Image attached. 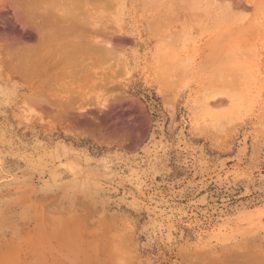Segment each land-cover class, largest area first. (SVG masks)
Returning a JSON list of instances; mask_svg holds the SVG:
<instances>
[{
    "label": "rangeland",
    "instance_id": "rangeland-1",
    "mask_svg": "<svg viewBox=\"0 0 264 264\" xmlns=\"http://www.w3.org/2000/svg\"><path fill=\"white\" fill-rule=\"evenodd\" d=\"M0 6V264H264V0L90 5L75 93Z\"/></svg>",
    "mask_w": 264,
    "mask_h": 264
},
{
    "label": "bare ground",
    "instance_id": "bare-ground-1",
    "mask_svg": "<svg viewBox=\"0 0 264 264\" xmlns=\"http://www.w3.org/2000/svg\"><path fill=\"white\" fill-rule=\"evenodd\" d=\"M102 1L103 0H8V5H10V8H11V12H12V14H13V16L15 17H17V18H15V19H17V21H19V23L22 25V26H26L27 27V25H29L30 23L28 22V19L30 18V17H32L33 18V16H35V17H37V19H41L42 21H40V23L41 22H44V23H42V24H44V26H45V23H48V25L49 26H52L51 28L52 29H50V30H48L49 32H46L47 33V35H48V37H50L51 38V40L52 39H55V41L54 40H52V41H54L52 44H51V46L50 45H47V41L45 42V49H44V47H42L44 50H43V52H41L40 54H41V59H43V58H45V80L46 81H51V80H56V81H58L57 79L59 78V80L61 81V82H63V80L66 78V77H72L70 80L67 78V81H71V80H74V79H76L77 77H79V79L81 78V81H82V77H83V75L85 74V76L84 77H86V75L87 76H89V74L91 75L92 73H91V67L89 66V64H90V62H85L86 60V58L88 57V59L89 60H91V64L90 65H92V66H95V65H98V63H100L103 59H105L106 58V56H107V51L109 50L110 52H111V50L110 49H108V50H106V48L104 47V51H100V49L101 48H97L96 49V47H94V45H95V43H93L94 45H92V42H89L88 40H87V38H86V41H85V37H86V31H85V28H84V21H83V19H81V17H83V16H81V17H79V15H81V13H83V12H85L86 10H87V8H88V10H89V6L91 5V6H97V5H100L101 3H102ZM1 7V6H0ZM5 9H7L5 6L4 7H2L1 8V14H3V15H6V14H8V12L9 11H5ZM60 12L61 11V13L62 14H58V13H56V11L57 10ZM54 10V11H53ZM87 10V11H88ZM103 10V9H102ZM99 11V10H98ZM97 12V11H96ZM26 13H28V14H30L29 16L26 14ZM91 13V12H90ZM97 13H99V12H97ZM86 14H88V12H86ZM85 13H84V15H86ZM90 15V14H89ZM87 16V15H86ZM94 16V15H93ZM34 17V18H35ZM89 18H92V17H89ZM93 19H94V17H93ZM2 20V19H1ZM6 22H7V20H6ZM93 22V21H92ZM90 23V22H89ZM91 24V23H90ZM93 24V23H92ZM91 24V25H92ZM3 25H4V23H3ZM2 25V26H3ZM38 25V24H37ZM47 25V24H46ZM90 25V26H91ZM4 26H6V25H4ZM8 26V25H7ZM15 26V25H14ZM28 27H30V28H32L31 27V25L30 26H28ZM41 27H43V26H41ZM5 28V27H4ZM29 28V29H30ZM50 28V27H49ZM101 28V27H100ZM99 28V29H100ZM27 30H28V28H27ZM87 30H88V28H87ZM93 30H95V29H93ZM97 31V30H96ZM26 32V31H25ZM88 32V31H87ZM98 32H99V30H98ZM20 33V32H19ZM28 33V31L26 32V35L25 34H23L24 36H25V38H31V34H27ZM45 33V34H46ZM41 34H43V33H41ZM47 35H45V37H46V39L45 40H48V41H51L50 39H47ZM15 36V35H14ZM23 36V37H24ZM44 36V35H43ZM71 36V38L68 40L67 38L68 37H70ZM40 37H41V35H40ZM72 37H74L75 39L72 41L71 39H72ZM87 37H90L89 35L87 36ZM15 38H17V37H15ZM32 38H33V35H32ZM43 38V37H42ZM67 40H66V39ZM88 39H91V38H88ZM106 39V38H105ZM113 39V38H112ZM20 40V39H19ZM27 40V39H26ZM75 41V42H74ZM50 44V43H49ZM106 45V44H105ZM48 46H50V47H48ZM108 46V45H107ZM106 46V47H107ZM37 47V46H36ZM26 48V47H25ZM24 48V49H25ZM34 48V47H33ZM32 48V49H33ZM109 48V47H108ZM28 49L30 50V48H26L25 50H23L22 52H21V54L20 55H22V54H25V56H26V52H28ZM39 49H40V47H39ZM35 50H36V48H35ZM31 51V50H30ZM32 52H33V50H32ZM35 52H37V51H35ZM93 52V53H92ZM98 53V52H102V54H96L95 55V53ZM36 54H38V52L37 53H35L34 55H36ZM106 54V55H105ZM25 56H24V58H25ZM38 55H36V57H37ZM85 56V57H84ZM94 56V57H93ZM110 56V55H109ZM33 57L34 56H32V59H31V57L29 58V60H32L33 61ZM28 58V57H27ZM38 58H40V55H39V57ZM85 58V59H84ZM37 59V58H36ZM87 59V60H88ZM106 59H108V58H106ZM28 60V61H29ZM35 60V59H34ZM36 61V60H35ZM30 62V61H29ZM38 62H39V60H38ZM42 62V61H41ZM106 62H107V60H106ZM20 63V62H19ZM34 63V62H33ZM44 63V62H43ZM39 65H40V63H38ZM42 64V63H41ZM34 65V64H33ZM37 66V65H36ZM41 66V65H40ZM40 66L38 67H36V68H40ZM44 66V65H43ZM29 67H32V64H29ZM22 68V67H21ZM20 67H19V69H21ZM44 68V67H43ZM24 69V68H23ZM41 69V68H40ZM109 69V68H108ZM20 71H22V70H19V73H20ZM24 71V70H23ZM22 71V72H23ZM41 71V70H40ZM39 71V72H40ZM25 72V71H24ZM24 72L23 73H21V74H23V77L25 78V76H24ZM79 74V75H78ZM25 75H26V73H25ZM66 75H71V76H66ZM78 75V76H77ZM82 75V76H81ZM66 76V77H65ZM73 76H74V79H73ZM77 76V77H76ZM29 77V76H28ZM64 79H63V78ZM76 77V78H75ZM27 78V77H26ZM88 78V77H87ZM101 78V77H100ZM30 78H28V80H29ZM62 79V80H61ZM78 79V78H77ZM77 79L76 80H74V82L73 83H71V85L68 83V82H66V83H61L60 82V89L61 90H63L64 92H66V93H69V92H67V87L65 88V86H64V84H66V86H67V83L69 84V88L72 86V84H75V82L77 83ZM86 79V78H85ZM85 79H83V82H84V80ZM26 80V79H25ZM66 80V79H65ZM64 80V81H65ZM89 80H91V79H88V81ZM79 81V80H78ZM53 82H55V81H53ZM85 82H86V80H85ZM84 82V83H85ZM56 84H57V86H58V84H59V82H55ZM80 83V82H79ZM82 83V82H81ZM84 83H82L81 85H83ZM87 83V82H86ZM84 84V86L85 85H87L88 86V84L90 83V81L88 82V84ZM49 84V83H48ZM48 84H46L45 83V85H48ZM54 84V83H53ZM52 84V85H53ZM64 86V88L66 89V91L64 90V88L62 87V85ZM78 84V83H77ZM77 84H76V86L75 85H73V86H75V87H77L78 88V86H81L80 84L77 86ZM101 84V83H100ZM92 85V84H91ZM97 85V84H96ZM56 85H53V87L54 88H56L55 87ZM46 87V86H45ZM49 87V86H48ZM75 87H73V88H75ZM104 87V86H103ZM103 87H102V89H103ZM68 88V91L71 89H69ZM80 88H82V86L80 87ZM84 88V87H83ZM87 87L85 86V89H86ZM50 90H51V88H49ZM53 89V88H52ZM58 89H59V87H58ZM72 90V89H71ZM78 89H76L75 90V92H78L77 91ZM83 90V89H82ZM47 91H48V89H47ZM73 92H74V90H72ZM74 92V93H75ZM84 94H85V92L84 91H82ZM81 91H80V94L82 93ZM70 93H72V92H70ZM73 93V94H74ZM61 94V93H60ZM62 94H64L63 92H62ZM77 94V93H76ZM57 95V94H56ZM86 95V94H85ZM53 96V95H52ZM55 96V95H54ZM72 96V95H71ZM70 96V97H71ZM79 96V98H80V95H78ZM83 94L81 95V98L80 99H82L83 97ZM56 98H57V96H55ZM58 97H59V95H58ZM74 97V96H73ZM85 97V96H84ZM50 98H51V96H50ZM65 98V97H64ZM67 98V97H66ZM79 98H77V99H79ZM46 99V98H45ZM61 99V98H60ZM63 99V98H62ZM68 99V98H67ZM74 99V98H73ZM85 99H87V97H85ZM55 100V99H54ZM59 100V99H58ZM66 100V99H65ZM69 100H71L70 98H69ZM75 100H76V97H75ZM83 100V99H82ZM51 101V100H50ZM67 101V100H66ZM86 101V100H85ZM55 102V101H54ZM75 102H77V101H75ZM52 103V102H51ZM60 103V102H59ZM58 102L56 103V104H59ZM71 103V102H70ZM78 103V102H77ZM80 103H82V102H79V105H80ZM84 103H86V102H84ZM46 105H45V107L47 106L48 108H46V109H48L47 111H49V109H50V107L47 105L48 104V102L47 103H45ZM50 104V103H49ZM55 104V103H54ZM62 104V103H61ZM64 104V103H63ZM87 104V103H86ZM66 105H67V103H66ZM78 105V106H79ZM83 105V104H82ZM52 106V105H51ZM54 106V105H53ZM56 106V105H55ZM54 106V107H55ZM61 106V105H60ZM83 106H85V105H83ZM58 107V106H57ZM67 107H70V106H67ZM75 107V106H74ZM77 107V106H76ZM63 108V107H62ZM65 108V107H64ZM77 108H79V107H77ZM45 109V110H46ZM67 108H65L64 110H66ZM80 109H81V107H80ZM72 111V110H71ZM71 111H70V113H71ZM78 111H80V110H78ZM78 111H76L77 113H78ZM83 111V110H82ZM81 111V114L83 115V112ZM85 111V110H84ZM66 112V111H65ZM64 112V113H65ZM69 113V114H70ZM75 114V113H74ZM84 114H85V112H84ZM72 115V114H71ZM71 115H68V116H70V118H68V120H70L71 119ZM76 115V114H75ZM78 118H81V115H80V117H77V116H73V120H70V121H74V123L73 124H77V123H75V121L76 120H78ZM84 118V117H83ZM80 120V119H79ZM82 120V119H81ZM80 120V121H81ZM69 121V122H70ZM71 122V123H72ZM84 123V122H83ZM79 124V123H78ZM107 224V223H106ZM109 225H111L110 223H109ZM4 245V244H3ZM5 246V245H4ZM4 246H2V247H4ZM7 246V245H6ZM0 248H1V246H0ZM5 248V247H4ZM0 250H2V249H0ZM7 250V249H6ZM3 251V250H2Z\"/></svg>",
    "mask_w": 264,
    "mask_h": 264
}]
</instances>
